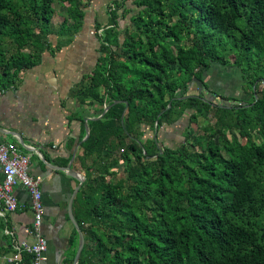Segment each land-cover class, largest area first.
<instances>
[{
  "label": "trees",
  "instance_id": "obj_1",
  "mask_svg": "<svg viewBox=\"0 0 264 264\" xmlns=\"http://www.w3.org/2000/svg\"><path fill=\"white\" fill-rule=\"evenodd\" d=\"M60 1L61 28L81 27L83 0ZM128 1L113 0L99 64L77 90L82 103L109 106L76 158L78 264H264V0H134L141 9L123 31ZM54 3L0 0V87L38 63ZM214 62L243 70L249 101L209 91L203 73ZM194 77L204 85L191 94ZM185 115L172 146L169 129ZM78 243L74 227L68 263Z\"/></svg>",
  "mask_w": 264,
  "mask_h": 264
},
{
  "label": "crops",
  "instance_id": "obj_2",
  "mask_svg": "<svg viewBox=\"0 0 264 264\" xmlns=\"http://www.w3.org/2000/svg\"><path fill=\"white\" fill-rule=\"evenodd\" d=\"M83 2L85 17L79 28L73 19L67 28H58L67 16V6L62 3V9L55 7L53 18H57L52 20L54 27L47 35L38 63L21 71L9 87H0V142H12L21 153L29 155L31 174L42 178L46 210L42 232L48 245L43 264H71L67 260L73 254L69 238L74 225L68 215V203L79 181L63 168L70 165L85 177V167L81 169L76 158L87 135L86 125L90 129V121L103 117L107 106L82 103L77 90L89 82L99 64V30L109 23L113 0ZM95 91L100 93L103 88ZM90 163L89 158L86 165ZM14 191L17 209L0 216V264H11L7 256L13 253L15 242L32 240L25 232L33 220L31 196L19 185Z\"/></svg>",
  "mask_w": 264,
  "mask_h": 264
},
{
  "label": "built area",
  "instance_id": "obj_3",
  "mask_svg": "<svg viewBox=\"0 0 264 264\" xmlns=\"http://www.w3.org/2000/svg\"><path fill=\"white\" fill-rule=\"evenodd\" d=\"M104 28L99 30L102 35ZM30 156L20 152L18 146L12 142H0V168L3 178L0 180V216L5 217L8 212L17 209L18 201L15 187L25 188L32 199L33 220L25 232L32 236V240H19L14 243V251L7 256L11 264H43L47 259V241L42 227L46 214L45 202L41 189V176L30 172ZM7 233L13 231L7 229Z\"/></svg>",
  "mask_w": 264,
  "mask_h": 264
},
{
  "label": "rangeland",
  "instance_id": "obj_4",
  "mask_svg": "<svg viewBox=\"0 0 264 264\" xmlns=\"http://www.w3.org/2000/svg\"><path fill=\"white\" fill-rule=\"evenodd\" d=\"M171 1V0H170ZM134 0H129L127 2V6L129 8H132L133 11L128 14L126 18H123L121 21V25L119 24V27H121L124 31L126 27H128L131 24L130 17L132 14L136 13L138 10L141 8H138L136 4L133 3ZM55 7L57 9H62V2L60 0H55L54 3ZM57 18V17H56ZM53 18L52 20L56 19ZM54 27L53 21H51V28ZM61 27V23L58 25V28ZM122 39L124 38V33L122 32L121 34ZM188 43V42H187ZM233 59V57H232ZM232 59H229L230 62L233 61ZM208 74L205 76L204 80L208 81L209 84V91L214 90L216 91L219 95H225L231 98H235V100H229L228 102L231 104H237L239 101H242L243 104H245L247 101L251 99V89L246 85L247 79L244 78V72L241 68L234 66V65H221L218 63H213L211 68L207 71ZM204 72L203 74L207 73ZM250 73L254 75L256 78L260 79V76L262 74L261 70L257 69V66H253V68L250 70ZM246 74V73H245ZM258 79V80H259ZM259 87L258 90H261V88L264 85L263 80H259ZM208 91V92H209ZM206 91V96L210 97L212 99L220 100L218 97L213 96L211 92L208 93ZM188 93H199V88L196 83H193L190 86L189 92ZM222 102V100H221ZM224 102V101H223ZM241 103V104H242ZM186 118L184 117L185 121H181V129L171 127L169 129V133H171V136L168 139V143L171 144L172 146H177V144L183 142L185 138V128L187 127L188 123V115H185ZM194 129H197V124H193ZM176 134V135H175ZM170 138H172L170 140Z\"/></svg>",
  "mask_w": 264,
  "mask_h": 264
},
{
  "label": "water",
  "instance_id": "obj_5",
  "mask_svg": "<svg viewBox=\"0 0 264 264\" xmlns=\"http://www.w3.org/2000/svg\"><path fill=\"white\" fill-rule=\"evenodd\" d=\"M194 81L199 84L198 88H199V92H201L203 85H204L203 81L201 79H198L197 77H194V79L190 82V84H192ZM120 101L121 100H117L115 102H120ZM170 106H171V103L169 104V107ZM108 108H109V106L107 105L105 107V110L107 111ZM86 130H87V135H86L85 139L88 138V136L90 134V129H89L88 124L86 125ZM63 170H66L71 177H73L79 181L78 185L73 190L71 197L69 199V203H68V215H69L71 222L73 223L74 227L77 229V231L79 233V243H78L77 251H76V254L74 257V261H73V264H78L81 253H82V249L84 248V245H85V235H84L82 229L80 228L79 223L77 222V220L75 218L74 211H73V202H74V198H75L78 190L81 188V186L84 182L85 177L82 174L74 171L70 165L64 167Z\"/></svg>",
  "mask_w": 264,
  "mask_h": 264
}]
</instances>
